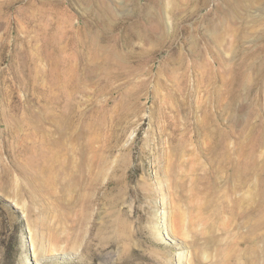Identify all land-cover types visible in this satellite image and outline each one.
I'll list each match as a JSON object with an SVG mask.
<instances>
[{
    "label": "rangeland",
    "instance_id": "obj_1",
    "mask_svg": "<svg viewBox=\"0 0 264 264\" xmlns=\"http://www.w3.org/2000/svg\"><path fill=\"white\" fill-rule=\"evenodd\" d=\"M261 174L264 0H0V264H221Z\"/></svg>",
    "mask_w": 264,
    "mask_h": 264
},
{
    "label": "bare ground",
    "instance_id": "obj_2",
    "mask_svg": "<svg viewBox=\"0 0 264 264\" xmlns=\"http://www.w3.org/2000/svg\"><path fill=\"white\" fill-rule=\"evenodd\" d=\"M141 34H139V35H141ZM85 36H87V35H85ZM87 38H88V36H87ZM84 41H85V39H84ZM86 41H87V39H86ZM116 50L118 51L119 49H116ZM111 54L112 53H110V55L107 56V58H104V60L105 59L109 60L108 63L114 57V56L112 57ZM114 54H116V53H114ZM116 55H118V53ZM118 56H120V55H118ZM107 60H105L106 63H107ZM127 60L125 58V61H127ZM142 62H144V60H142ZM112 63H113V61H112ZM115 63L116 62H114L113 64H115ZM103 64H105V63H103ZM109 65H111V64H109ZM86 66H87V64H86ZM96 66H97V64L95 65V67ZM101 66L103 67L102 64L99 67H101ZM121 66H124V65H121ZM91 67H90V72H91ZM123 69H124V67H123ZM138 69H139V67H138ZM86 70H89V69L87 68ZM86 70L84 68V71H86ZM133 70H134V68H133ZM127 71H125V72L127 73ZM90 72H89V74H90ZM115 72H117V71H115ZM84 74H85V72H84ZM40 116L43 120L53 119L58 124V126H60V127H63V124L69 120V116L66 113H56V114H49L48 115L45 112H43L42 114H40ZM93 160H90V162H89V166L91 165L90 167L94 166ZM81 164H82V162H81ZM30 166H31V164H30ZM32 168H34V167H32ZM39 168H43V167H39ZM84 171H82L83 173L82 172H80V174L75 173V174H73V176H71L72 180H71V182H69L68 188L70 190L80 189V191H81L80 193H83V191H84V195L86 196V198L90 199L92 194H94L93 192H95V189H96L95 182L97 181L96 180L97 176H96V173L93 172V168L89 169V171H87V172H84ZM254 176H256V175H254ZM248 179H245V180L247 181ZM259 180H260V187L261 188L259 190L257 189L258 191H255L253 189L254 191L252 190V191H249L247 193L246 191H242V189H244V188L246 189V187H244L242 189L239 187V190H237L236 195H233L232 197L230 196L231 198L227 196V198L224 200L223 208H222L223 211L221 213H225V215H227V220L225 221V223L223 225V231L226 235L221 237V238L211 237V241H214V242L218 241L220 243V245L224 246L223 248H221L222 258H221V261L219 262L221 264H264V174L260 175ZM240 186H241V184H240ZM242 186H243V184H242ZM244 186H245V184H244ZM232 192H235V191L232 190ZM231 193H228V195ZM83 200H85V199H83Z\"/></svg>",
    "mask_w": 264,
    "mask_h": 264
}]
</instances>
